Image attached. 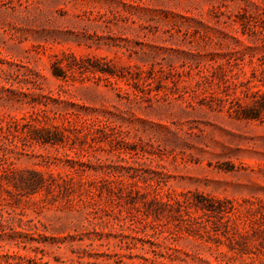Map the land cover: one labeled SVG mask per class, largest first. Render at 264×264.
Wrapping results in <instances>:
<instances>
[{
	"label": "rangeland",
	"instance_id": "rangeland-1",
	"mask_svg": "<svg viewBox=\"0 0 264 264\" xmlns=\"http://www.w3.org/2000/svg\"><path fill=\"white\" fill-rule=\"evenodd\" d=\"M0 264H264V0H0Z\"/></svg>",
	"mask_w": 264,
	"mask_h": 264
}]
</instances>
